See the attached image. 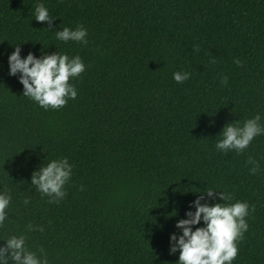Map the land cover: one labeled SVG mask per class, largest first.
I'll list each match as a JSON object with an SVG mask.
<instances>
[{"label": "trees", "instance_id": "trees-1", "mask_svg": "<svg viewBox=\"0 0 264 264\" xmlns=\"http://www.w3.org/2000/svg\"><path fill=\"white\" fill-rule=\"evenodd\" d=\"M38 4L51 31L35 20ZM78 25L87 45L56 39ZM17 46L21 58L81 57L77 98L46 111L23 96L9 74ZM177 72L190 78L177 83ZM257 114L264 127V0H0V194L12 197L0 248L23 235L48 264H178L170 237L212 189L201 204L255 206L231 264H264V135L240 154L216 149L227 124ZM63 158L67 195L50 204L31 176Z\"/></svg>", "mask_w": 264, "mask_h": 264}, {"label": "clouds", "instance_id": "clouds-1", "mask_svg": "<svg viewBox=\"0 0 264 264\" xmlns=\"http://www.w3.org/2000/svg\"><path fill=\"white\" fill-rule=\"evenodd\" d=\"M35 20L40 23H47L51 31L53 17L43 4L35 7ZM56 39L62 42H79L87 45V30L83 25H78L75 30L64 27L55 31ZM199 51V48H194ZM21 49L15 47V51L8 57L9 74L16 76L20 74L19 83L23 85V96L30 98L44 110H59L66 107L69 99L77 98V90L70 82L72 79L80 77L86 70L81 57L69 58L68 55L51 54L36 58L31 52L26 58H21ZM215 59L212 63H215ZM234 63L242 67V61L235 59ZM177 83H183L190 78V73L177 72L173 74ZM221 83L227 85L228 78L225 76ZM261 117L257 114L254 118L247 119L241 126L239 123L227 124L216 142L217 151H222L227 155L229 151L237 154L243 153L251 142L260 135H264V127L259 123ZM252 165L250 172L255 175L260 170L259 162L249 157L247 160ZM73 166L69 164L67 158L52 160L46 166H41L31 176V185L42 197H48V202L59 204L67 195L65 185L70 181ZM81 190H83L81 188ZM217 192L208 189L205 194L199 195L194 204L195 212L188 211L187 219L180 220L176 227L182 230V235L177 237L173 234L171 240V254L179 251L178 264H231L238 257V244L244 239V234L248 231L246 217L249 212L255 211V206L247 202L236 203H216L209 205L201 204L205 195L214 198ZM221 201H231L233 196L227 192H220ZM12 197L9 190L5 189L0 194V227H3L7 219V209L10 206ZM25 205L31 203L29 199L23 201ZM201 220L205 227H197L193 231V226L199 225ZM27 231L43 232V226L34 228L32 224L27 226ZM25 236H11L6 240L4 247L0 248V264H8L11 260L13 264H48L46 255L43 259L37 257L35 252L26 248ZM41 253L44 250H39ZM10 254V255H9Z\"/></svg>", "mask_w": 264, "mask_h": 264}]
</instances>
